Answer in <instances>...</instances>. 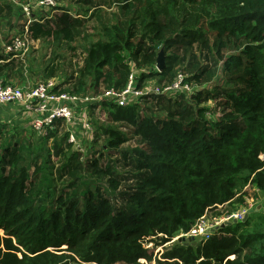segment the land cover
<instances>
[{
  "label": "trees",
  "instance_id": "trees-1",
  "mask_svg": "<svg viewBox=\"0 0 264 264\" xmlns=\"http://www.w3.org/2000/svg\"><path fill=\"white\" fill-rule=\"evenodd\" d=\"M66 1L82 12L42 18L28 28L32 42L80 50L58 91L98 96L103 86L120 94L132 76L136 91L160 93L125 107L111 103L120 126L99 127L91 146L102 140L105 149L83 162L67 142L63 121L56 163L45 162L39 176L28 174L23 144L0 148V264H54L62 247L85 253V263L95 262L90 256L101 249L121 254L139 242L146 218L168 243L214 205L237 203L230 201L241 171L255 174L252 183L264 194V0ZM23 21L19 7L0 0V28L14 23L11 32H22ZM160 52L165 67L157 72ZM1 61L0 82L14 85L24 63L0 55ZM180 74L193 91L163 93ZM120 128L132 129L135 148L120 149L128 142ZM246 242L234 232L226 245L215 237L203 248L177 245L172 260L264 264L260 253L242 255ZM132 251L125 264L146 260L140 247ZM104 259L94 260L112 264Z\"/></svg>",
  "mask_w": 264,
  "mask_h": 264
},
{
  "label": "rangeland",
  "instance_id": "rangeland-1",
  "mask_svg": "<svg viewBox=\"0 0 264 264\" xmlns=\"http://www.w3.org/2000/svg\"><path fill=\"white\" fill-rule=\"evenodd\" d=\"M20 2H30L25 0H20ZM82 12L80 8L68 1H64L61 4H57L56 9H46L45 12L36 10L37 19L40 20V16L53 17L55 15H60L61 13H66L72 16H75L78 12ZM14 23L5 26L4 24L0 28V51L2 49V39L5 38L6 42L9 41L10 37L17 35L21 32L12 31ZM93 24L89 27L92 29ZM4 41V42H5ZM3 42V43H4ZM4 45V44H3ZM76 48V46H75ZM75 53L80 54L78 49L74 54L70 52L68 47L62 46L59 48L54 40L51 41H39L31 42L30 48L26 53L24 59L25 72L22 77H17L13 84L19 87H33L37 84L45 83L47 81H55L57 88L63 85L67 81V77L73 70V65H75L74 57ZM81 58V55H79ZM79 58V59H80ZM19 61L20 59H14ZM156 71L158 72L157 68ZM135 87V82L133 84ZM103 86H100V96L104 95L106 91L102 90ZM99 96V95H98ZM111 103L109 102H100L88 106L78 117H86L84 120L90 127L91 131L87 130L83 125L82 120H78L72 124V126L67 125L66 129L69 133L73 134L76 138L77 145L75 149H80L81 161H85L93 156V153H99L102 149H105L103 146V141L101 140L99 144L92 149V141L94 139L95 131L99 127L106 129H117L120 124L113 121L111 114ZM211 110L214 109L213 104H208ZM58 123V122H57ZM57 123L54 125L51 133L56 132L57 136L55 138H50L49 134L44 133H35L31 126V115L24 112L17 105H4L0 107V128H4L3 136L0 140L1 147H5L9 143H20L23 144V149L20 150V155L25 161V165L30 167L28 169V174L34 178L39 176L43 171V165L47 161H52L56 163L57 156L56 151L54 150V145H58L64 134L60 126L57 127ZM65 128V125L63 129ZM130 130H125L120 128V131L127 137L128 142L120 147L123 149H133L138 144V139L131 135ZM66 131V130H65ZM50 133V134H51ZM30 149L24 148L26 144ZM55 143V144H54ZM31 151V152H29ZM98 151V152H97ZM118 152V151H117ZM1 153V149H0ZM41 155V158L37 155ZM116 155V154H115ZM89 157V158H88ZM112 157V156H111ZM114 160L113 158H111ZM262 162L263 159H260ZM264 163V161H263ZM247 171H241L236 177L241 176V178L236 181V185L232 189V193L235 194L233 201L238 200L237 203L229 204H220L214 205V209L206 210L204 215L196 220L193 224H189L190 229L188 232L182 230L176 231L170 238L168 243H164L168 236L159 233L155 227L149 224L150 219H144L143 223V232L139 242L131 244V247H140L141 252L145 253V259H139L138 263L140 264H175L176 259L174 258L173 252L176 251L177 245H183L188 247H201L203 248L208 242L213 240V237L217 238V242L223 243L226 245L228 239L232 237V234L236 232V237L245 239L247 245L244 247L242 255L250 250L253 255L262 254L264 255V194L252 183V178H255V174H252L251 177H248ZM195 190V189H194ZM193 190H190L189 193H193ZM218 214V216H215ZM235 221V223H234ZM226 223H232L231 226H227ZM222 225H225L222 229ZM220 228L219 230H215ZM229 229V230H227ZM232 229H237L233 231ZM215 230V231H214ZM207 233V236H203L204 233ZM197 232V233H195ZM198 233L203 236V240H199L193 244L192 242L186 243L187 239H193V235H198ZM254 237L257 239L253 240ZM201 238V237H200ZM184 241H181V240ZM169 240V239H168ZM253 240V241H252ZM251 241V242H250ZM234 246V249L237 248ZM132 248L124 247L120 248L121 254L117 252L114 253V250L101 249V251L95 256H90V259L95 262H87L82 259L86 258V254L80 253V256L73 255L74 252L67 250L66 247H62V252L53 253L56 258L54 264H97L96 260L98 256L105 257L104 263L112 264H125L128 263L127 260L130 256L133 255ZM52 251V250H51ZM129 255V257H128ZM233 260L236 259V256L231 257Z\"/></svg>",
  "mask_w": 264,
  "mask_h": 264
},
{
  "label": "built area",
  "instance_id": "built-area-1",
  "mask_svg": "<svg viewBox=\"0 0 264 264\" xmlns=\"http://www.w3.org/2000/svg\"><path fill=\"white\" fill-rule=\"evenodd\" d=\"M9 1L21 9L24 17V27L21 33L10 37L9 41L3 45L2 55L8 57V61L20 59L19 61L24 62L23 58L32 42L28 28L30 24L37 21L32 11L45 7L52 8L56 4L54 0H36L34 3L21 4L17 3L16 0ZM183 78L182 74L178 75L174 85L163 93L171 90L174 92L184 91L190 94L193 88L183 86ZM133 84L134 79L131 76L126 90L120 94L109 90L101 96H76L58 91L55 81L52 80L28 88L16 85H4L0 82V106L9 104L20 107L24 112L31 115L32 129L35 133L39 134L45 132L47 135L58 121H63L65 130L69 134L67 142L75 148L77 145L76 138L67 131V125L72 126L77 121V118L80 121L83 119V125L87 130L91 131L84 120L86 117H83L82 114L81 117H78L83 109L85 110L88 106L103 101L112 103L118 107H125L133 102V98H140L152 92L136 91ZM152 93L159 94L160 92L154 90ZM77 150L79 151L80 149L78 148ZM207 233L206 231L203 236L206 237ZM201 235L198 233V235H193L192 237H201L200 239L203 240V236Z\"/></svg>",
  "mask_w": 264,
  "mask_h": 264
},
{
  "label": "water",
  "instance_id": "water-1",
  "mask_svg": "<svg viewBox=\"0 0 264 264\" xmlns=\"http://www.w3.org/2000/svg\"><path fill=\"white\" fill-rule=\"evenodd\" d=\"M165 67V60H164V54L163 52H160L156 58V68L158 70V72L162 71ZM235 223V221H234ZM227 226H231L232 223H226ZM223 227H225V225H222L220 228L222 229ZM220 228H216L215 230H219ZM214 230V231H215ZM201 240L200 237H195L193 239H187L185 242L188 244L190 242H192L193 244H195V242ZM181 241H184L183 239ZM198 264H211L210 260H200L198 262Z\"/></svg>",
  "mask_w": 264,
  "mask_h": 264
},
{
  "label": "crops",
  "instance_id": "crops-1",
  "mask_svg": "<svg viewBox=\"0 0 264 264\" xmlns=\"http://www.w3.org/2000/svg\"><path fill=\"white\" fill-rule=\"evenodd\" d=\"M16 1H17V3H20V4L22 3V2H20V0H16ZM26 1H30V2H27V3H34L36 0H25V2H26ZM23 3H24V2H23ZM55 4H56L55 7H52L53 9H56V8H57V3H55ZM52 8L45 7V8H40V9H37V10H40V12H41V11L45 12L46 9H52ZM32 12H33V16L35 17V19L38 20V19H37V15H38V14L36 15V13H35L36 10H34V11H32ZM40 18H41V19H42V18L50 19V18H52V17H46V16L43 17V16H40ZM22 24L24 25V21H23ZM20 32H21V31H20ZM2 41H3V39H2ZM3 44H4V43H2V46H3ZM0 55H1L2 57H5L4 55H2V49H1V51H0ZM5 58H7V57H5ZM2 62H3V61H1L0 63H2ZM0 107H1V106H0Z\"/></svg>",
  "mask_w": 264,
  "mask_h": 264
}]
</instances>
